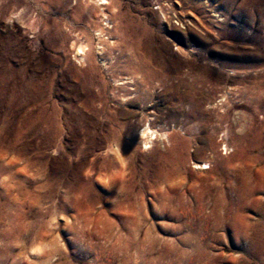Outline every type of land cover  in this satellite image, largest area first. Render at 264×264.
<instances>
[{
    "label": "rangeland",
    "instance_id": "obj_1",
    "mask_svg": "<svg viewBox=\"0 0 264 264\" xmlns=\"http://www.w3.org/2000/svg\"><path fill=\"white\" fill-rule=\"evenodd\" d=\"M0 264H264V0H0Z\"/></svg>",
    "mask_w": 264,
    "mask_h": 264
},
{
    "label": "bare ground",
    "instance_id": "obj_2",
    "mask_svg": "<svg viewBox=\"0 0 264 264\" xmlns=\"http://www.w3.org/2000/svg\"><path fill=\"white\" fill-rule=\"evenodd\" d=\"M107 1H108V0H107ZM103 4H104V3H103ZM79 50H82V49H79ZM147 127H148V126H147ZM147 127H145V128L147 129ZM146 129H144V130H146ZM144 130H143V131H144ZM143 131H142V133H143ZM144 132H145V131H144ZM149 132H150V131H149ZM143 134H144V133H143ZM147 134H148V133H147Z\"/></svg>",
    "mask_w": 264,
    "mask_h": 264
}]
</instances>
